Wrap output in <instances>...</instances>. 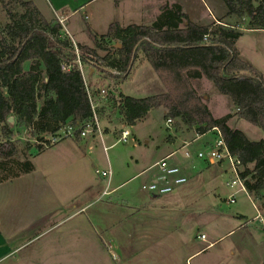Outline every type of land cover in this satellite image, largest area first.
<instances>
[{"label":"crops","instance_id":"0c3cea01","mask_svg":"<svg viewBox=\"0 0 264 264\" xmlns=\"http://www.w3.org/2000/svg\"><path fill=\"white\" fill-rule=\"evenodd\" d=\"M26 1H32L44 15L40 4L38 5V0ZM95 1L43 0L49 8L52 7L53 11L63 14L57 18L60 22L61 19L63 20L61 22L63 31L66 35L70 34L69 38L75 46H77L76 34L71 32L65 23L70 20V16L79 11L85 12L87 25L93 32L100 33L99 35L106 34L113 22H118L123 27L130 24L150 25L161 14L163 6L174 4H180L182 10L197 24L211 25L215 21L225 24L220 21L222 19H216L214 13H208L210 20H197L195 18L197 15L192 14L190 8H187V0H109L93 5ZM259 32H264V30L250 28L242 30V34ZM236 47L239 56L243 59L240 49L237 45ZM138 52H141L140 56L137 55ZM137 62L139 63L136 64ZM146 64L151 65L145 54L140 50L137 51L131 66L132 73L129 74L128 79L133 73L136 74L141 65L146 66ZM149 70L147 69L149 73L148 88L153 83L159 91L157 94L166 93L167 88L154 68L155 73L149 72ZM192 70L195 71V69ZM82 74L93 98V105L97 116H99L100 128L85 137H67L47 148L62 144L65 140H72L67 152L59 159V170L70 164H77L88 157L91 148H93L94 139H101V144L104 145V135H110L113 133V129L115 130L119 125L125 127L123 130L129 129L130 125L125 122L119 106L122 104L123 96L145 97L125 92V82L128 79L107 75L99 68L85 65ZM190 82L198 93L200 83L204 82L208 86L210 91L204 90L199 94L215 118H222L235 112L233 101L225 99V94L218 90L214 91L211 80L205 76H195L190 78ZM102 88H107L108 96L101 95ZM223 105H228L227 110L222 113L216 112ZM157 109L162 110L165 118L167 111L164 108ZM105 113L117 114V117L121 119L120 123L119 121L107 123L108 117L104 116ZM166 119H164L165 126ZM241 120L244 119L234 115L229 119L228 124L234 129H239L236 125ZM101 121H103V125H101ZM135 125H131V127ZM189 128L192 130L188 140H183L182 135L173 130L169 131V134L174 139L173 137L171 141L166 139L168 142L166 153L161 158L177 151L171 158V162L180 165L189 177V185H186L187 182L167 195H152L142 188V184L151 181L155 173L138 186H131L129 183L137 176L145 175L149 168L161 158L120 183L110 182L112 176L105 185L74 182L64 199L61 195H65L63 192L66 186L60 185L64 191L57 190L56 184L50 181V171H38L39 166L35 162H33L34 170L32 172L1 182L0 264H126L129 258L135 257L140 251L144 254L150 253L159 260L162 259L161 262H166L168 254L170 257L172 255L174 257L172 264H178L177 254L181 251V249H177L180 233L185 229L194 228L197 234L199 231L197 229L200 227L205 231L202 233L207 234L210 246L224 237L233 236L240 230V227L244 231L236 247L228 252L210 251L213 247L208 246L205 241L197 240L207 244L192 251L187 257V261L194 256L198 258L207 254L196 264H264V228L261 223L258 221L255 227L248 224L251 218H247V209L243 205L240 206L241 210H238L236 215L226 212L224 209L230 204L236 203L238 195L244 193L256 212L253 218L262 212L254 199L249 198L245 192H239L234 203L227 202L226 196L231 194L232 189L227 186V183L224 186L220 182L224 179L223 183H225V180L229 179L227 163L212 164L194 156L186 158L183 154L184 151L180 152L184 143L192 141L196 137L195 128ZM166 129H168L167 126ZM130 132L132 135V130ZM210 133L215 134L214 139L217 137V132L211 130L192 142L188 149L194 153L213 143L214 139L208 137ZM245 134L248 136L246 132ZM248 138L253 140L249 136ZM177 142L180 143V146L173 149L171 146ZM47 149L35 153L33 161L45 154ZM191 172H195L196 176L190 180ZM225 175H227L226 179ZM213 188L217 189L216 194H220L219 196L213 195L214 192H212L209 197L203 194V198L199 200L200 197L197 193H193L199 189L211 191ZM222 191H224L223 194ZM201 216L204 220L199 223ZM232 216L239 217L244 220V223L240 226L232 224L227 227L226 225L219 227V224L227 223L226 219L233 220ZM193 221H195L194 224ZM168 239L169 245L166 243Z\"/></svg>","mask_w":264,"mask_h":264},{"label":"trees","instance_id":"16d2710c","mask_svg":"<svg viewBox=\"0 0 264 264\" xmlns=\"http://www.w3.org/2000/svg\"><path fill=\"white\" fill-rule=\"evenodd\" d=\"M224 1L229 15L238 13L242 7L248 12L251 26L246 28L264 30V0ZM18 2L26 8V13L13 25H7L10 41L0 35L1 135L9 137L13 132L9 122L13 117L20 126L38 125L52 133L74 124L77 137L94 113L82 72L75 67L62 68L64 62L76 57L75 46L67 35H60L63 33L60 21L44 18L32 1ZM89 32L94 47L76 46L84 61L87 54L96 56L97 48L106 50L107 39H112L119 54L108 67L121 73H110L96 63L99 70L118 78L128 77L135 54L140 50L167 88L166 93L142 98L123 96L119 106L128 125H135L152 109L164 108L167 118L180 119L198 134L217 127L231 153L242 161L241 177L251 196L264 194V139L250 140L244 131L228 124L236 115L264 131V78L239 56L236 42L242 30L216 22L197 24L180 4H174L163 6L150 25L123 27L113 22L106 34L99 35L90 28ZM195 76H205L214 82L219 92L232 99L235 112L215 118L190 82ZM31 147L28 145L29 150ZM45 149L38 145L36 153ZM15 152L16 148L12 147L6 155ZM33 156L31 152L25 154L17 162L16 174L0 177V183L32 172Z\"/></svg>","mask_w":264,"mask_h":264},{"label":"rangeland","instance_id":"374dc122","mask_svg":"<svg viewBox=\"0 0 264 264\" xmlns=\"http://www.w3.org/2000/svg\"><path fill=\"white\" fill-rule=\"evenodd\" d=\"M103 1L109 0H96L95 2H93V5H96ZM38 2V5L40 4L44 12V18H46L47 20L49 19L59 21L58 18L63 15L62 13L53 11L52 7L49 8L47 4L43 2V0H38ZM258 3L259 1L256 2V4ZM187 8H190L192 14L197 15L195 18L200 21L210 20V15H208V13H214L216 19H222L225 25L234 27L235 29L243 30L244 28L251 26V17L243 7L240 8V11L238 13L229 15L227 13V6L225 5L224 0H187ZM24 13H26V8L23 7L18 2V0H0V35L6 37L7 41L11 40L10 37L7 36V25H13L14 21L21 19V16ZM65 24L66 26H68L67 28L71 30V32H74V34H76L75 40L77 44L81 43L83 45L94 46V40L90 35L89 26L87 25V22L85 20L84 11H79L74 15L70 16V20L67 21ZM98 30L101 31L102 29ZM62 34H65V32H61L60 35L62 36ZM67 35L68 37H70L69 33ZM70 41L72 42L71 39ZM72 43L74 44V42ZM115 43V40L107 39L105 43V45H107L106 50L99 48L96 49L97 54L95 57L99 63L105 66H109L108 63L111 61V59L113 57H117L119 52L117 47L115 46ZM236 45L241 51V56L243 57V60L249 63L250 65L254 66L256 69H258L264 74V32L244 33L237 40ZM140 53L141 52H138L137 55L140 56ZM138 63L139 62H137L136 64ZM147 69H150L149 72L153 71V73H155L151 65L146 64V66L141 65L137 70L136 74L133 73V75L129 79L128 77H125V79H128L125 82V92L145 97L159 93L157 87L154 86L153 83L151 84V87L148 88L149 73ZM131 73L132 72L130 71V75ZM212 85L214 87V91L215 89L218 90L214 82H212ZM198 87L199 93H202V91L204 90H206L207 92L210 91L208 86L204 84V82L200 83ZM224 97H226L225 99H231L225 95ZM227 106L228 105L221 106L216 112L222 113L223 111L227 110ZM104 116L108 117V121L105 120L107 123H116L118 121L120 123L121 121V119L117 117V114L114 113H105ZM164 119H166V117L164 118L162 110L157 108L151 110L149 114L146 115V117H144L143 119L139 120L135 126L128 127L130 130H132V135L130 136L128 142L117 141L119 135L121 134V131L123 130V128H125L119 125L115 130L113 129V133H111L110 135H104V145L106 148H104V145L101 144V139H94L92 144L93 148H91L89 154L87 153L88 157H85V159L82 160L83 162L81 161L77 164H70L62 170L58 169V163L60 162L59 159L63 156V154L67 152L70 143H72V140H65L62 144L60 143L57 146L51 147L49 149L47 148L49 144H52L54 138L59 137L61 134H63L65 128L60 129L55 133H52L41 129L38 125L31 127L23 125L20 126L17 123V120L14 119V122L10 123L13 132L10 134L9 137L2 136L0 132V139L2 141V145H0V162H3L0 164V177H7L12 174H16L18 170L17 162L22 161L24 159L25 154L27 153L31 152L32 154H35L37 146L42 145L44 148L47 149V151H45V154L39 156V158H37L35 161H33L34 158H32V161L38 164V171H50V181L56 184L57 190L64 191L60 188V185L66 186V189L63 192V194L65 195H61L63 199L67 196L69 191L68 189H71L73 185L72 183L74 182H85L87 185L107 184L109 177H104L102 174L97 173V170L107 171L111 169L113 175H111L112 177L110 182H113V184L120 183L134 175L142 168L150 166L152 163L159 160L166 153V147L168 145L166 139L171 141L173 136L169 134V131L171 130L166 129ZM173 121L174 129L172 130L175 133H180L183 137V140L190 139V132L192 129L183 124L180 119L175 118ZM101 122V125H103V121ZM104 125L107 124L104 123ZM236 126H238L239 129L244 130V132H246L248 136L253 140H261L264 138L263 129L248 122L247 120L245 121V119L241 120L240 123ZM214 135L215 134L210 133L208 137L214 139ZM91 139L93 138L91 137ZM28 145L32 146L30 150L28 149ZM179 146L180 143L177 142L171 147L173 149H176ZM12 147L16 148V152L12 155L7 156L6 154L8 153V151L11 150ZM181 151H184V148L181 149L180 152ZM81 167L83 168L81 169ZM156 171V168L149 170L145 173V175L137 176L135 179L129 181V183L131 186H138L140 183L142 184L143 182L147 181ZM195 176V172H191L190 180L192 178H195ZM226 176L227 175H225V179ZM226 181L227 180H225V183H223V179L220 182L225 186L227 183ZM186 185H189V182ZM216 190L217 189L214 188L211 191L199 189L197 191H194L193 193H197L198 197H200L199 200H201L203 198V194H206L209 197L212 195V192H214L213 195L219 196L220 194H216ZM223 193L224 191H222V194ZM263 196L264 194H261V197L252 194L253 199L255 200L257 206L260 208V211L264 215ZM227 197L228 195L226 196V199ZM237 200L238 201L236 203L230 204L224 210L226 212H230L236 215L237 211L241 210L240 206L243 205L247 209V218H251V222L248 224L254 225L255 227V225H257L258 223L257 220L254 221L253 219V216L256 214V212L253 207L249 204L245 194L240 193L238 195ZM202 217L203 216H201V219L198 221L199 223L204 220ZM228 219L229 220L226 219V222L230 224H219V227H222L224 225H226L227 227L231 226L232 224H234L235 226H240L244 223V220L239 219V217L231 218L233 220H230V218ZM194 223L195 221H193V224ZM197 230H199L198 233H202L204 231L201 227ZM243 231L244 230H242V227H240V230L233 236L224 237L214 245L210 246L213 247L210 251L223 250L225 252H228L231 249L235 248ZM195 234L196 230L194 228L185 229L180 233V241L179 245L177 246V249H181L180 253L177 254L178 264H196L199 260L204 259L205 255H207L204 254L203 256H200L198 258H195L194 256L188 261L186 260L192 251L200 248L201 246L206 245L207 243H210V240L207 243H202L201 241L192 242L191 238H193ZM166 243L169 245V239ZM161 260H159L155 256H152L150 253L144 254L140 251L135 257L129 258L126 264L174 263V257H172V255L170 257L169 254L166 256V262H161Z\"/></svg>","mask_w":264,"mask_h":264},{"label":"built area","instance_id":"2783aa9c","mask_svg":"<svg viewBox=\"0 0 264 264\" xmlns=\"http://www.w3.org/2000/svg\"><path fill=\"white\" fill-rule=\"evenodd\" d=\"M61 22L63 20L61 19ZM75 54L76 57L72 59L70 62H64L62 65V68L64 70H70L72 67L78 68L82 73L85 68V65H90L91 67L98 68V65H102L99 63L96 59V57L92 54H87V59L84 61L81 57L80 51L75 46ZM97 61V62H96ZM98 63V65L96 64ZM102 69L109 71L113 74H120L121 72L109 68L108 66L102 65ZM90 100L92 103L93 108V117L91 120L87 121L84 126L81 128L80 137H85L89 135L90 133L94 132L96 129L99 130V118L97 116V113L95 111V106L93 105V98L91 97V93L88 89ZM101 95L102 96H108L107 88L101 89ZM173 118H167L166 119V126L168 129H173L174 124ZM217 132V137L214 139L213 143L210 145L205 146L204 148L192 153L191 150L188 149V147L191 146L192 142L200 139L207 133L203 134H196V137L189 142L184 143V156L186 158H190L192 156L196 157L199 160L207 161L212 164L216 163H227L229 166V179L227 181V186L232 189L231 194L227 197L228 203H234L237 198V194L239 192H245L249 198H251V194L246 188L245 180L241 177V171H242V161L241 159L232 154L229 150L220 130L216 127L213 128ZM76 131L77 128L74 124H68L67 127H65L63 134H61L59 137H56L53 139L52 144H56L59 141L67 138V137H76ZM131 135V132L129 129H124L121 131V134L119 135L118 142H128L129 137ZM106 148V147H105ZM177 151L161 158L159 161L154 163L149 170L157 169L155 172V176L151 181H148L146 183L142 184V188L152 195H158L163 196L170 193H173L177 187L185 184L188 182L189 177L184 172L182 167L176 163L171 162V158L176 154ZM97 173L102 174L104 177H111L112 171L111 170H105V171H99L97 170ZM254 221L257 220L261 223V225L264 228V216L259 213L254 218ZM251 222V221H250ZM202 240L205 242H208V237L206 233H198L193 238H191L192 242H195L197 240ZM211 243H208V246H210Z\"/></svg>","mask_w":264,"mask_h":264},{"label":"water","instance_id":"95a60500","mask_svg":"<svg viewBox=\"0 0 264 264\" xmlns=\"http://www.w3.org/2000/svg\"><path fill=\"white\" fill-rule=\"evenodd\" d=\"M9 122H10V123H13V122H14V118H13V117H10V118H9Z\"/></svg>","mask_w":264,"mask_h":264}]
</instances>
